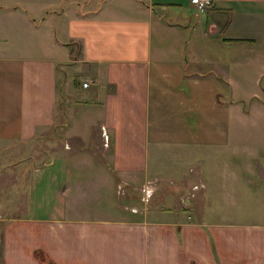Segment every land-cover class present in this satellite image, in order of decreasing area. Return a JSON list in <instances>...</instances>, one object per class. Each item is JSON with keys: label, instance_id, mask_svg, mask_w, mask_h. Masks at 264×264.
Masks as SVG:
<instances>
[{"label": "crops", "instance_id": "1", "mask_svg": "<svg viewBox=\"0 0 264 264\" xmlns=\"http://www.w3.org/2000/svg\"><path fill=\"white\" fill-rule=\"evenodd\" d=\"M190 5L0 0V264H44L37 248L52 264H264V149L236 145L239 100L230 91L238 42L260 56L264 91V0H213L205 10L202 35L230 50L207 54L211 69L201 50L186 56L205 22L198 13L189 18ZM64 64L78 66L75 116L88 115L89 139L71 117L67 136L76 141L34 153L55 125ZM191 118L203 121L202 138L186 134ZM188 154L212 159V179L196 189L213 200L211 211H190L178 191L176 162ZM92 171L95 184L82 179ZM104 185L114 195L101 193ZM145 185L156 186L155 197L140 207L131 190ZM164 188L171 202L162 206ZM257 190L263 196L246 211ZM95 198L101 206L93 211Z\"/></svg>", "mask_w": 264, "mask_h": 264}, {"label": "rangeland", "instance_id": "2", "mask_svg": "<svg viewBox=\"0 0 264 264\" xmlns=\"http://www.w3.org/2000/svg\"><path fill=\"white\" fill-rule=\"evenodd\" d=\"M189 18L193 17L192 20L196 18L194 15L195 13H198L199 15H204L205 16V22L201 23V26L197 30V35H196V45L193 42H190L189 47H190V53L188 52L186 56H190L191 52L194 49V52L197 54L198 51L201 50V52L204 54L203 58H205V67L204 68H210L208 67V55H213L218 53L219 56H227L226 54L228 51V47H226L223 42L222 43H217V40L212 37V39H208L207 37L209 34H204L207 31V12L206 11H201L197 7H194L193 5H190L187 10ZM190 18V19H191ZM190 24L189 29H190V35L193 34L195 31L191 27L194 21L188 20L187 22ZM260 23V21H259ZM241 22H238V27L237 30L239 32H243L244 27L243 25H240ZM200 32V34H199ZM206 35V36H205ZM192 36V35H191ZM233 46L235 43H231ZM237 47L235 48L236 51L232 52L231 55H235L237 59V67L235 72L233 73V76L236 79V84H235V89L230 90L231 92H234L235 97L238 98V105L235 107V114H236V121H235V137H236V145L237 146H253L254 148H259V149H264V105L261 104L264 97V91L262 88L257 87V80L256 78L260 75L258 72V67L261 66L260 63V56H257L256 59L251 58V56H247L248 52L244 50L243 47L244 44L243 42H238L236 44ZM74 48L78 49L79 46L77 44L74 45ZM264 48V45H263ZM232 51V50H231ZM264 52V51H263ZM198 55V54H197ZM250 55V54H249ZM241 62L243 64L241 65ZM195 64H190V68H194ZM76 67L78 66H68L67 64L61 65L57 69V102L55 106V125L51 128V131H48L46 135L43 136L42 141H37V145L34 146L36 149L34 153H37L38 151H44L45 154L51 152V148L54 147L57 149L59 146L66 145L67 142L73 143L76 141L75 136L68 137L67 136V131L68 127L71 129V117L73 118V124L79 128L83 133V140L85 138H88L87 135L89 132L88 130V125L90 124L87 121L88 115H85L83 117H79L76 120V111H80V104L75 103L74 98L77 97L76 93L74 92V85H73V79H72V74L76 72ZM78 73V72H77ZM78 80L81 81V78ZM208 91V90H207ZM220 92L225 93L226 91L220 90ZM255 94V95H254ZM252 95H254L253 98H249ZM79 98V97H78ZM206 101V104L209 103V99L206 97L204 99ZM233 110V111H234ZM232 111V112H233ZM196 117L195 111H190V114H188L189 118ZM75 117V118H74ZM70 119V123H69ZM81 119V121H80ZM75 122V123H74ZM203 123V121H197L196 118L193 120L192 118L187 121V131L186 134L189 136H194V132L197 133L195 136H200L202 138L204 136V133L201 131V129H196L200 127V124ZM207 126V123H206ZM194 131V132H193ZM86 133V134H85ZM187 138V137H186ZM87 140V139H86ZM85 140V141H86ZM97 139L92 144H96ZM202 147H212L211 143H207L206 146H201ZM244 148V147H243ZM169 156V163H175V160H170L172 157V153L168 155ZM176 157V156H175ZM210 157V156H208ZM212 159L210 158H205L202 156L199 158V161L196 160V156L192 154H188L185 157L183 156L181 159H179L178 162H176V165L180 168V173L181 176L176 175L173 177L174 179H179L181 183H183V186H177L178 191L181 192L182 195V200L185 205H188V209L190 211L194 210H210L212 209L213 206V200L209 199L207 202L203 199V197L199 196V193L196 194V189L198 186H203V182L201 181H207L209 179H212V173H213V168H212ZM71 166V165H70ZM90 171V170H88ZM88 173L85 172V177L82 179H88L90 180L91 184L94 183L95 173ZM171 178V177H170ZM202 179V180H200ZM168 184L172 185V187L175 185L174 183H171L168 181ZM168 188L167 186H164ZM257 186H253V188L256 189ZM162 189V192H158L157 200L158 202L162 203L163 205H166L167 203L171 201H164L165 197V189ZM103 191L101 193L105 192L109 195L111 192L113 194V190H109L107 185L102 186ZM156 186L155 185H145L141 187L140 191L138 190H131L132 192V197H133V203L138 204L140 207H143L145 203L150 202L156 192ZM252 195L249 196L247 200V210L246 211H251V199L253 197L257 196H263V193L260 190L253 191L251 192ZM114 195V194H113ZM198 195V196H197ZM170 197V195H168ZM96 200L94 202H91V209L93 211H96L95 209L97 208L100 203H98L99 198H95ZM143 199V201H142ZM188 199V200H185ZM126 199H122V202H125ZM155 200V199H154ZM175 203H178L175 201ZM253 204L255 202L253 201ZM238 205H241V203H238ZM260 206H263V203H259ZM101 206V205H100ZM108 206H113L109 202ZM145 206V205H144ZM110 209H113L110 207ZM109 210V209H105ZM100 211H103L102 208Z\"/></svg>", "mask_w": 264, "mask_h": 264}, {"label": "trees", "instance_id": "3", "mask_svg": "<svg viewBox=\"0 0 264 264\" xmlns=\"http://www.w3.org/2000/svg\"><path fill=\"white\" fill-rule=\"evenodd\" d=\"M77 82H78L77 78L74 77V78H73V83H74V85H76ZM33 256H34L37 260L43 262L44 264H52L51 260L49 259L48 256H46L45 252H44L43 250L39 249V248L33 250ZM193 264H197V263L194 262Z\"/></svg>", "mask_w": 264, "mask_h": 264}, {"label": "built area", "instance_id": "4", "mask_svg": "<svg viewBox=\"0 0 264 264\" xmlns=\"http://www.w3.org/2000/svg\"><path fill=\"white\" fill-rule=\"evenodd\" d=\"M191 2L195 4V6L201 11H205L209 6L213 4V0H191ZM82 85L87 86L88 82L84 80L82 82Z\"/></svg>", "mask_w": 264, "mask_h": 264}]
</instances>
